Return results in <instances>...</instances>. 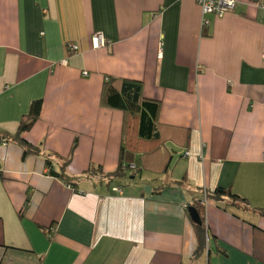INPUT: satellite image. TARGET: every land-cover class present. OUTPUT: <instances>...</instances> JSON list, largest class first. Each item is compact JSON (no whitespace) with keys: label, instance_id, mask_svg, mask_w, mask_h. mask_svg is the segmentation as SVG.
Listing matches in <instances>:
<instances>
[{"label":"crops","instance_id":"obj_1","mask_svg":"<svg viewBox=\"0 0 264 264\" xmlns=\"http://www.w3.org/2000/svg\"><path fill=\"white\" fill-rule=\"evenodd\" d=\"M236 2L217 18L195 0H0V134L41 99L23 137L44 149L0 146V264H264V0ZM106 78L161 103L159 142L138 141L135 123L124 137L123 112L102 105ZM125 141L146 170L85 178L115 173ZM75 144L71 187L45 157L60 170ZM218 188L249 208L207 199L197 258L188 209Z\"/></svg>","mask_w":264,"mask_h":264},{"label":"trees","instance_id":"obj_2","mask_svg":"<svg viewBox=\"0 0 264 264\" xmlns=\"http://www.w3.org/2000/svg\"><path fill=\"white\" fill-rule=\"evenodd\" d=\"M43 101L41 99L34 101L31 104L28 114L23 116L20 121L16 134H0V146L9 143H15L23 149V157L28 155H41L44 149L42 146L33 145L24 139L23 135L29 132L35 123L39 120L42 111ZM102 105L105 108L119 110L123 112L125 116L124 121V137L127 135L128 130L132 129V124H136V135L140 142H154L157 143L161 140L160 122L159 116L161 112V103L156 100L147 99L143 95V84L140 81L129 79H115L106 78L102 91ZM76 144L73 146L72 152L69 158L63 160L61 157L56 156L58 159L63 160V164L60 170H57L52 161V154H47L45 157L48 173L57 179L62 180L64 183L71 187H76L79 182V178L70 179L66 175V169L71 162L72 155ZM134 156L133 152L128 151L127 142H124L121 152V163L119 169L113 174H104L102 170L91 169L85 173V178L98 175L103 180L107 181V184H113L115 181L122 179H130L132 176L136 177L142 173L145 167L141 162L129 160V157ZM134 165L135 169L131 170L130 167ZM125 167V169H124ZM0 176L2 172L0 171ZM214 198L219 201L223 198H228L232 205L241 204L246 208H249V204L246 199L234 194L230 189L218 188L213 193L207 194L206 199ZM190 207H195L202 219L201 225L194 224L196 235L198 239V247L195 256L201 257L207 252V238L209 235L208 228L206 226L204 208L201 206V202L195 203ZM264 214V209L259 211Z\"/></svg>","mask_w":264,"mask_h":264},{"label":"built area","instance_id":"obj_3","mask_svg":"<svg viewBox=\"0 0 264 264\" xmlns=\"http://www.w3.org/2000/svg\"><path fill=\"white\" fill-rule=\"evenodd\" d=\"M196 3L202 10L204 16L213 15L217 18H222L227 14H230L235 11L237 2L236 0H195ZM264 7V4H263ZM208 21H204V25H207ZM91 45L93 49H100L105 45V39L102 33H95L91 39ZM68 49L73 52L78 51V46L70 45ZM84 75H88V73H84ZM187 157L190 156V153L186 154ZM125 169V167H124ZM130 169H135V166L132 165ZM113 191L119 195L123 194V191L120 187H114ZM208 205V200L205 198L201 201V206L205 209ZM187 208V206H184Z\"/></svg>","mask_w":264,"mask_h":264},{"label":"water","instance_id":"obj_4","mask_svg":"<svg viewBox=\"0 0 264 264\" xmlns=\"http://www.w3.org/2000/svg\"><path fill=\"white\" fill-rule=\"evenodd\" d=\"M189 215L191 217V220L194 224L196 225H201L202 224V219L201 216L198 212V210L195 207H190L188 209Z\"/></svg>","mask_w":264,"mask_h":264},{"label":"bare ground","instance_id":"obj_5","mask_svg":"<svg viewBox=\"0 0 264 264\" xmlns=\"http://www.w3.org/2000/svg\"><path fill=\"white\" fill-rule=\"evenodd\" d=\"M131 170H133V169H131Z\"/></svg>","mask_w":264,"mask_h":264}]
</instances>
